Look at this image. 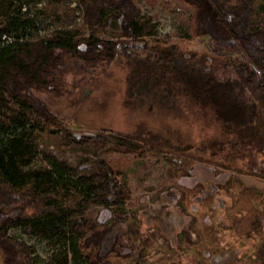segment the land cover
<instances>
[{
	"label": "rangeland",
	"instance_id": "rangeland-1",
	"mask_svg": "<svg viewBox=\"0 0 264 264\" xmlns=\"http://www.w3.org/2000/svg\"><path fill=\"white\" fill-rule=\"evenodd\" d=\"M133 2L139 10V21L148 28V47L165 50L174 44L178 50L195 56L211 54L207 40L195 33L193 6L182 0ZM12 3L22 24L12 30L11 37L36 41L67 31L107 38L83 24L78 0ZM252 6L253 25L264 29V0H253ZM6 21V17H0V27ZM4 37L5 42L13 39ZM217 55L225 56L222 52ZM70 67L66 92L59 98L46 94L40 97L72 134L118 135L133 145L116 146L99 154L125 172L130 197L125 204L126 216L115 224L113 213L99 205L71 217L77 222L112 225L110 235L120 240L116 245L118 254L99 262L93 245L84 247L69 233L64 238H38L23 234L19 228L10 229V237L32 247L31 263L261 264L257 248L264 239V140L252 137L247 127L252 122L233 129L197 112L195 106L190 112L193 104L188 109L186 100L174 96L173 87L161 80L135 76L123 57L93 70L81 68L77 61H71ZM215 75L222 80L237 76L231 67L219 68ZM261 116L255 123L263 122L264 114ZM33 134L38 154L29 168L49 167L53 157L58 156L77 173L91 172L96 159L93 153L68 148L58 134L49 133V127L36 128ZM2 136L8 138L0 132ZM230 137L257 145L255 149L246 148L252 157L227 156L225 160L221 154L211 153L210 142ZM67 203L72 205L73 201ZM134 228L138 229L136 233ZM181 229H188L184 233L189 243L182 241L185 235H180ZM148 236L153 242L144 245Z\"/></svg>",
	"mask_w": 264,
	"mask_h": 264
},
{
	"label": "trees",
	"instance_id": "trees-1",
	"mask_svg": "<svg viewBox=\"0 0 264 264\" xmlns=\"http://www.w3.org/2000/svg\"><path fill=\"white\" fill-rule=\"evenodd\" d=\"M182 1L195 8V33L207 40L210 55L184 53L174 44L165 50L148 47L145 37L149 31L139 21L133 0H78L83 24L107 38L58 31L36 41L11 37L12 30L22 22L15 15L12 0H0V17L7 18L0 27V132L8 137L0 138V264H32V247L10 237L8 232L13 228L38 238H64L69 233L84 247L93 245L99 262L118 254L120 240L110 235L112 225L77 222L71 217L99 205L113 213V224L124 219L130 197L126 174L99 154L116 146L133 145L118 135H74L41 99L40 94L59 98L66 92L71 61L93 70L123 57L135 76L161 80L173 87L174 96L186 100L188 109L193 104L190 112L195 106L197 112L233 129L252 122L247 124L252 137L264 140L260 136L264 135V119L255 123L264 114V29L253 25V0ZM5 35L13 39L5 42ZM220 52L225 56L219 57ZM226 67L237 76L219 79L215 72ZM140 95L137 93L138 98ZM44 127L58 134L68 148L93 153L96 159L91 172L77 173L58 156L49 167L29 168L38 154L33 130ZM209 147L213 154L235 158L252 157L246 148L255 149L257 145L230 137L213 140ZM68 201L73 204L68 205ZM187 230L181 229L180 235L184 234L182 241L189 243ZM151 238L146 237L144 245L153 242ZM257 255L264 264V239Z\"/></svg>",
	"mask_w": 264,
	"mask_h": 264
}]
</instances>
